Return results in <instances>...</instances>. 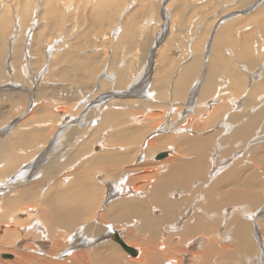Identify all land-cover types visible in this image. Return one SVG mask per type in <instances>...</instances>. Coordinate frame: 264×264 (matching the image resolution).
I'll return each mask as SVG.
<instances>
[{"label":"rangeland","instance_id":"1","mask_svg":"<svg viewBox=\"0 0 264 264\" xmlns=\"http://www.w3.org/2000/svg\"><path fill=\"white\" fill-rule=\"evenodd\" d=\"M50 1L52 3H50ZM163 11L166 12V20L163 17ZM108 31L111 32L108 34L109 37L101 42L98 37L100 35H107L106 32ZM159 32H164V35H168V38L159 42V39L163 34H160ZM219 32H221V35L219 34ZM244 35L246 36L245 38ZM257 36L260 38V40ZM245 39L246 41L248 40V42L250 40V42H246ZM215 40H219L221 42V59H224V64L226 65L227 63H230L231 65L229 64V66L232 67L228 68L227 64L224 68L218 69L216 72V75L223 74V76L225 75L224 77H229L230 85H228V83L226 82H223V79H220L218 84L220 87H222L221 89L224 90L228 89V85L230 91H232V93L234 94H237L239 93V90L241 91V89L243 88L241 87L238 90L235 84L231 83V80H233L231 77H233L234 74L239 76V78H241L239 82L241 83L240 86L246 84V81H249V79L246 78L245 75L239 74L241 72L236 71L235 66H233L234 64H248L249 62L247 61H250L249 65L251 67H255L256 65L257 69H263L264 0H0V70H2L0 72V151L5 150V148L7 147L9 148V146L11 151H14V149L18 150L21 147L32 148L33 145L34 147H36V151L34 150L32 152H36L35 154H37L36 156H38L40 150L43 149L42 147L39 148L40 146L38 145L40 143L47 140L49 141L52 136L54 137L56 135V132L61 129H67L74 123H77V125L82 126L80 127V129L86 130L87 135L89 134L87 137L84 136L85 138L83 137L79 142L75 143L70 149H68V152L71 151L67 154L69 159H66L64 161L63 158H61L62 160L60 162L62 164L58 162L57 169L55 168L54 171L56 173V176L54 175L55 173L53 174V172L52 174H50L51 176L53 175L56 179L54 177L51 178L49 174L44 175L45 181L52 179L54 180V184L51 183V185L46 189V192L44 194H42L41 192V195L39 192L38 188H40L41 185L38 186L37 184H32L31 188L33 190L30 189L32 192V196L24 200L22 199L16 201V188L21 189L27 187V185L24 184L25 186H18L15 189H12L11 192H8L9 190H7V193L4 189H0V195L4 193L6 194L7 198H11L13 202L10 204L13 206V208L23 207L27 204L36 205V203L38 202H42L39 205V208H45V199L51 198L53 194L58 193V191H60L61 189H66L69 184H76L74 179H70L68 185L64 186L63 184H61L59 174L61 173L62 175L64 171H66L64 170L65 162H73L78 157L83 156L84 153L86 154V152L89 151V148L93 146V142L97 139H102L105 142L110 141L109 145H112V147H115L116 145V147L118 148L114 150V153L112 149H109L110 146L107 145V150L104 149L105 151L103 150L101 153L92 156H99V158H104L105 155H109L111 157V160L103 163L98 161L93 163L92 161H90V158L92 157H88L87 159L82 160L80 163H78L77 168L76 166L74 167V170H76L77 174L79 170L80 173H86L85 175L87 176H85L84 178L85 180H87L86 185L87 183H94V185L90 187L91 191H89L91 193V198L96 203L94 205L96 207V210L100 205L103 191L106 190L104 186L102 187L101 183L99 185L96 179V174L101 173L114 178L115 176L117 177V175H119L118 172L120 168L124 167L130 169L132 166L129 164V162H131V160L134 158L135 153L137 156H139L138 154L140 152V149H142L141 146H143V148L145 146L147 147H145V149L149 153V155L154 150L156 151V155L159 152H164V150H167L169 155L170 148L168 147L167 149H165L164 143H170V141L172 140L171 143L175 142L176 144H178L176 146L173 145L174 148H177L176 152L174 153V156H181V158L185 160L194 155V149L188 150L186 146L187 143L182 141H187V139L190 137H197V139L199 138L200 142L204 141V145L201 147V149L204 150L203 148L205 147L206 149L204 151H206V153L210 152L215 141L213 137L216 134L215 132L217 131H213L215 133L213 134V132L209 130L205 132V136V133L202 134V130L198 131V128L196 126H200V124L203 125L204 123L205 125L208 124V122L211 120V115L221 114L225 111H222V109H224L225 106L227 107V105L228 108L225 114H227L228 110L231 109L236 112L241 107H235L234 105H236L237 103L233 104L232 100L226 101L227 105H225L224 103H221V100L222 98H224V95L226 96V94H222L221 96L217 95L215 98H211L213 100L215 99V102L211 103V105L213 107L214 105L219 104L218 106H220L219 109L221 110H219V112L217 113H212L210 116H208V114H210V111L213 108L211 107V105L205 106L202 103H198L199 101L197 98H191V95L189 96V93H191L192 89L191 86L190 88H188V91L187 88H185L188 86H185L183 88L182 95L178 96L170 90L174 91L175 89L174 86L171 87V84L174 81L173 78H175L176 72L178 71V69H180L178 67H181L184 64H189L188 60L192 57L193 54H198V58L200 57L201 61L204 58L205 64H207V62L214 57L211 52H213L212 49L214 42H216ZM157 45L161 46L160 49L162 48L161 50L158 48L159 52L157 58H159L160 55L162 57L163 64L162 62L160 64L159 70L161 71L157 70L154 74L152 72L153 83L150 86L149 90V92L155 91V93H157L154 96L156 101L151 103L141 101V99L143 98L142 94L145 93H143L144 90L142 92L140 91L139 96L133 95L136 98L132 97V99H127L128 97H121V95L123 94L129 95L130 90L128 89L129 87H131V83H135L133 81H136L134 80L136 79L134 78V74L136 73L135 76H137L138 70L142 67L145 61L146 54L148 53V58L150 52L152 53V51L155 52L157 50L155 49ZM227 46L229 49L227 48ZM248 48L253 49L249 50ZM172 50H178L181 54L182 60L172 55ZM145 51L149 52L146 53ZM246 52H248V55L250 54V57H245L244 53ZM198 58L197 60H200ZM121 77H124L125 80L123 78L124 81H119V79H122ZM116 78L118 81L115 80ZM140 79H138L135 84H137ZM114 80L118 83L116 82V84H114ZM224 81L226 80L224 79ZM256 81L258 80L256 79L255 81H251L250 84L248 82V87H250L251 84L254 83L255 88L258 87V91H263L264 82L262 83L260 81ZM148 82L151 83V80ZM124 85L126 90L122 91ZM138 86H140L139 83ZM158 89L160 92H157ZM163 90L165 92H162ZM113 91L114 93H112ZM255 91L254 93L251 92V100H248L249 95H247L246 97L245 95L240 97L245 99V101L248 103H246L245 106H249V102H251V104H253L254 102L257 103L255 99V94L257 95V93L259 92L257 90ZM109 93H112V95L114 96L110 94L109 96L105 97V94L108 95ZM164 93L167 94L165 95ZM197 93L199 92L196 91L195 94ZM203 97H206V95H201L200 93L199 98L202 99ZM109 99L113 100L112 103H114L115 106L105 109L103 103H107V100ZM208 99L209 98H206L205 100ZM163 100L165 102H163ZM84 101H89V103L91 102L93 104H90V106H88L89 111L88 108L84 109L85 107L82 109L83 104L81 103H83ZM209 102L212 101L209 99ZM195 104H198V107H200H196L195 109H193L195 106H197ZM121 105L123 106V108ZM143 105L146 106L143 107ZM148 106L150 107V109ZM96 107L98 109H95ZM187 108H189V110H187ZM117 109L118 111H116ZM100 111H103L101 119H99L100 117L97 118V116H100L97 115V112ZM146 111H149L151 113H148ZM196 111L198 113L202 111V113L198 114ZM206 112L207 114H205ZM113 113L116 115L117 118L114 117L113 119H111L110 116ZM159 113H161V115ZM196 113L198 116L196 115ZM130 114H132L131 116H136L137 114H139L137 115V117L142 116L144 122L143 124H141L138 132L130 134V139L128 138L127 140L130 142V148H127L126 150H121L120 147H125L124 144L127 141H125L124 138L119 139L120 136H118L117 132L120 129L122 130V127L123 129H131L135 125V123H132L133 119L130 120ZM34 116L36 118H34ZM69 116L72 117L70 118ZM88 116L91 117L88 118ZM93 116H96V119L94 123L91 122L90 128L86 127L84 123L81 125L80 119H82V117L84 121L85 118L89 121ZM188 116H190L191 120L188 121L190 122L189 125L187 122H183L184 124L180 122V129H173L170 132L162 130V128L158 130V127L155 129L156 131L152 129L158 126V124L162 125L170 121L176 122V120H184ZM145 117L147 120H150H148L147 122ZM27 118L28 120H26ZM221 119H218L219 122ZM25 120L28 121L29 124H27L28 122H26L25 124ZM43 120L45 125L43 122V124L41 123V121ZM71 120L73 123L71 122ZM114 120L117 121V124ZM125 121H130L131 125L130 123L129 125H126ZM219 122H217V124H219ZM263 122L264 119H262L261 123L259 124V127L255 130L256 132L259 133L261 130L264 131ZM30 124H32V126H30ZM39 125H44L46 126V128H40ZM103 125L104 127L100 128ZM185 125L187 126L185 127ZM120 126L122 127L120 128ZM217 127L218 129L221 128L220 125ZM115 128H118V130ZM33 130H35V133ZM263 131L259 134L263 135ZM25 133L29 134L30 140L28 145L23 144L24 140L22 136L26 135ZM190 133L192 136L190 135ZM80 134L81 132L76 136L73 135L75 136L73 140L76 139V137ZM158 134L159 137L157 136ZM16 135L17 138H21L17 139ZM216 135L214 138H216ZM105 136L107 137V139ZM167 136L171 140L167 138ZM227 136L230 137V135ZM161 137H164V139H162ZM218 138H220V136ZM146 139L153 140L152 145L147 146L146 142L144 143V140L146 141ZM73 140H69V142H73ZM158 140L161 141L157 142ZM221 140H223L222 143L224 144V149L221 148V151L223 152H221L220 154L223 155V157L228 156L230 153V149L232 148L231 146L235 147V143L227 142V137L222 138ZM65 142H62L63 149H65L66 147ZM138 146L140 147L139 149ZM228 146H230L231 148ZM180 148L183 151H179L178 149ZM137 149L139 150V152ZM233 149L234 148H232V150ZM250 150L251 148L245 155V160H248L251 157ZM179 152H181L180 155ZM241 152L242 151H240V153ZM125 153L126 155L128 154V156L125 155L124 157L123 154ZM155 154L153 157L154 160L159 161L164 158L163 157L161 159H155ZM119 156H122L121 158H123V160H121ZM212 157L213 155H211L209 159H212ZM28 158L24 157L22 159L26 161V159L28 160ZM117 159L121 160V162L117 161ZM6 160L7 156L1 157L0 152V161L7 162ZM150 162L152 161L150 160ZM261 162L262 161L258 163L259 167L264 168V162L263 164ZM26 164H23L22 166ZM41 165L43 166V164ZM148 165L151 168L155 167L152 163H148ZM12 167H10L9 164H6L5 166L3 165V163L0 164V176H2L0 178L6 177L7 174H10L11 169L14 170L16 168L15 165H13ZM147 182L148 181H146V183ZM261 184L262 185L260 187H264L263 183ZM172 187L188 189L184 185H172ZM75 189L71 188L73 192L76 191ZM139 191L141 192L142 189ZM13 194L15 195L13 196ZM38 194L40 195L38 196ZM94 194L95 197L93 196ZM5 198L0 199V201L3 200L1 206L2 208L4 207V209L7 208L6 205L3 204L7 200L6 198V200L4 201ZM191 198V196H187L180 199V204L182 206H188ZM99 209H101V206L99 207ZM173 219L176 221V223L180 221L179 218H177L176 216L173 217ZM182 219L184 220V218ZM261 222H264V220ZM1 223H4L3 217L0 218V224ZM2 224L0 225V255L6 253L12 254L11 251H14L12 250L14 249V247L12 245L11 247L9 243L4 242V240L7 236V238H14L15 236H17V232H15L16 230L14 232H11L10 229H7L10 234L8 233V231L4 232L1 229ZM72 228L73 226H71V228L69 227L70 230H72ZM21 231L22 230L19 229V232ZM129 231H131L132 235H135H133L132 237L135 239V243L133 244L134 248L135 245L136 247L141 248L142 245L145 246L147 244L145 240L146 238H144L146 237V233H141V230L137 231L132 227H130ZM13 234L14 237L12 236ZM80 237H83V235L81 234ZM27 238V236L23 237V241H19L18 239L14 238L15 240L12 244L17 246L15 248L20 249L21 247L22 250V246L20 245L27 241ZM96 240L97 238L92 240L90 244L82 243L81 245H79L77 244L78 242L76 238H74L72 246H76V248L81 250H91L94 246L96 247L99 245V241L96 242ZM90 245L91 247H93L90 248ZM116 248L117 249L114 250V254L116 253L115 256L116 259H118V263L120 262L119 260H121L125 262L124 264H137L134 261L127 262L129 261V259L135 257H130L125 252H123L121 248ZM106 250L102 251L104 256H106L108 253V249ZM188 250L193 251L194 249L188 248ZM24 251L29 252L28 249H25ZM154 251L153 254L157 253L156 255H160L161 251L158 250L157 247ZM119 256H121V259ZM63 258L65 260L68 257L64 256ZM182 259L180 264L187 263H183L185 259L183 257ZM0 260L1 264H9L10 260L12 261V263L10 264H13L14 255L12 254V258L10 259H4L0 256ZM212 260L215 261H211V264L212 262L213 264H228V262H224L218 257ZM54 262H58V260H54ZM139 264L146 263L142 262Z\"/></svg>","mask_w":264,"mask_h":264},{"label":"bare ground","instance_id":"2","mask_svg":"<svg viewBox=\"0 0 264 264\" xmlns=\"http://www.w3.org/2000/svg\"><path fill=\"white\" fill-rule=\"evenodd\" d=\"M50 3L52 2L50 1ZM163 17L165 20L167 19L165 11H163ZM106 33L107 35L105 36L100 35L98 37L101 40V42L104 39L106 40V38L109 37L108 34L111 32L108 31ZM159 33L160 34L163 33L161 37L159 35L160 39L157 38L159 39V42L162 40H166L168 38V35L165 36L164 32H159ZM220 33L221 32H219V34ZM245 37L246 36L244 35V38ZM258 39L260 40L259 37ZM215 41L216 42H214L212 49L213 52H211V54L214 55V57L211 58L212 61L209 60L207 64H205L204 58L201 61L200 57L198 58V54L196 53L193 54L192 57L189 58L188 60L189 64H184L183 66L178 67L180 69H178V71L176 72L175 78H173L174 81L173 80H172L173 82L171 81L172 82L171 87L174 86L175 89L174 91L170 90L171 92H173L178 96V95H182L183 88L185 86H188L185 87L187 88V91L188 88H190L191 86L192 89H191V93H189V96L191 95L190 97L193 99L197 98L199 101L198 103H202L205 106L211 105V103L215 102V99L213 100L211 98H215L217 95L221 96L222 94H226V96L224 95V98H222L221 103L227 105L226 101L232 100L233 104L237 103L236 105H234L235 107L238 108L241 107L236 112H234V110L232 109H231L232 111L228 110L227 112L228 115H227L225 114L228 108L227 105V107L225 106V108L222 109V111L225 110L224 112H222L219 115H216L212 113L219 112V110H221L219 109L220 106H218L219 104L214 105L213 107L211 105L213 109L210 111V114H208V116L212 114L211 120L206 125L205 123L203 125L200 124V126L202 127L196 126L198 128L197 129L198 131L202 130V134H204L209 130L212 132L217 131L215 132L217 135L213 132V134L216 135V138H214L215 137L214 135L213 139H215V141L211 151L206 153V151H204L206 149L205 147L203 148L204 150H202L201 147L204 145V141L200 142L199 138L197 139V137H190L191 133L189 135L190 138H188L187 141H182V142L187 143L186 146L188 150L194 149L195 152L193 151L194 155L191 156L190 158H187L185 156L187 158L185 160L181 158V156L179 157L174 156V153L176 152L177 148L176 147L174 148L173 145L176 146L178 144H176L175 142L171 143L172 140L168 136L167 138H169L171 141L170 143L165 142L164 147L165 149H167L168 147L170 148L169 149L170 151L168 150L169 155L167 150L166 151L164 150V152H159L161 154L164 153L162 156L161 154L158 155L159 153L156 155L155 150L149 155V153L145 149L146 146L144 148L143 146H141L143 150L140 149V152L138 150L140 147L138 146L137 150L139 152L138 154L139 156H137L135 153L134 155L135 160L133 158L131 162H129V164L132 166L131 168L129 167L130 169L124 167L120 168L118 172L119 175H117V177L115 176L114 178L101 173L96 174L97 175L96 179L99 185L101 183L102 187L104 186L106 189L103 191L102 199L100 201L99 207L101 206V209H99L98 207V209L96 210V207L94 206L96 203L91 198V193H90L91 191L90 187H92L94 183L93 184L87 183L86 185L87 180L84 179L85 176H87L85 175L86 173H80L79 170L77 174L76 170H74L75 166L77 168L78 163H80L82 160L87 159L88 157H92L90 158V161H92L93 163L96 161L103 163L111 160V157L109 155H105L104 158L103 157L99 158V156H92L101 153L104 149L107 150L106 146L109 145L110 143V141L105 142L102 139L99 140L96 138L97 140L93 142V146H92L94 150L91 147L89 148V151L86 152V154L84 153L83 156L78 157L75 161L65 162L64 170L66 171H64L62 175L61 173L59 174L60 182L65 186L68 185L70 179H74L76 184L75 185L69 184L66 189L64 190L61 189L60 191H58V193L53 194L51 198L47 197L48 199H45L46 201L44 202L45 208L42 209L39 208V205L42 202H38L36 203V205L27 204L25 206L22 205L23 207L13 208V206L10 204L13 202V200L11 198L10 199L7 198L6 194L4 193L0 195V199L5 197L7 198V200L6 198L4 199V201L5 200L6 201L5 203H3L7 207L5 209L4 207L2 208L1 206L3 200L0 201V212H1L0 218L3 217L4 220V223L3 224L1 223L2 224L1 229L4 232H7L8 231L7 229H10L11 232L12 231L14 232L16 230L15 232H17V236L14 237V234L12 236L18 239L19 241L20 240L23 241V237L26 236L28 237L27 241H25L22 245H20L22 246V250H21V247L20 249L15 248L17 246L12 244L15 239L11 237L7 238L8 236L6 235L7 237L4 240V242H7L9 243L10 246L12 245L14 247V249H12L14 251H11L12 254L14 255L13 264H124L125 262L121 260H119L120 262L118 263V259H116L115 256L116 253L114 254L115 252L114 250L117 249L116 247L122 249L119 243H117V241L114 240V234H117L121 240H123L126 244L130 245L132 248H134L133 244L135 243V239L132 238L134 234L132 235L131 231H129L130 227L134 228L137 231L141 230V233H146V237L144 238H146L145 240L147 244L145 246L142 245L141 248H138L135 245L134 249L136 250V254H130L122 249V251L125 252L128 256L135 257L129 259V261L127 262L134 261L137 264L142 262L146 264H180V262L183 260L182 259L183 257L185 259L183 263L187 262L185 264H211L210 263L211 261H215L212 259L214 258L216 259V257H218L222 259L224 262H228V264H264V222H261L264 220V187L263 186L262 188L260 187L262 185L261 183H263L264 185V168L259 167L258 164L260 161H262L261 162L262 164L264 162V140H263L264 134L263 135L259 134L260 132L262 133L263 130H261L259 133L255 131L259 127V124L261 123L262 119H264V89L263 91L260 90L261 92L258 91V87L255 88L254 83H252L251 86L248 87V82L250 84L251 81H255L256 79L262 83L264 82V76H263L264 65H263V69L262 68L257 69L256 65L255 67L254 66L251 67L249 65L250 61H247L249 62L248 64H237V63L234 64L233 66H235L236 71L241 72L239 74L245 75V77L249 79V81H246V84L240 86L241 83L239 82L241 78H239V76L234 74L233 77H231L233 79L231 80L232 81L231 83L235 84L238 90L241 87L243 88L241 89V91L239 90V93L234 94L232 93V91H230V88L228 86L230 85L229 77L226 78L224 77L225 75L223 76V74L216 75L217 70L224 68L228 63L225 65L224 59H221V50H220L221 42L219 40H215ZM246 42H248V40ZM160 47H161L160 45L159 46L157 45V47L155 48L157 50L155 52L152 51V53L150 52L148 58H147L148 56L147 52L149 51L147 52L145 51L147 53L145 57V61L142 67L138 70L137 76H135L136 73L134 74V78H136L134 80L138 81V79L141 78L140 81L138 82L140 86H138V83L135 84L136 81H133L135 83H131L132 85L130 84L131 87H129L128 89L130 90L129 95L123 94L121 95V97L123 98L128 97L127 99H132V97L136 95L139 96L140 91L142 92L144 90L143 93L144 92L145 93L142 94L143 98L141 99V101L146 103H151L156 101L154 96L157 93H155V91L149 92V90H150V86L153 83L152 72L154 74L157 70L160 69L161 62L163 64L162 57L159 55V58H157L159 52L158 48L160 49ZM248 49L250 50L253 48H248ZM244 54L245 57H250L249 56L250 54L248 55V52ZM172 55L182 60L181 54L178 50L176 51L172 50ZM197 58L200 60H197ZM229 64H228V68L229 67L232 68L231 66H229ZM1 71L2 70H0V72ZM123 78L119 79V81L120 80L124 81L125 78L124 80ZM220 79L221 80L223 79V82L228 83L227 85L228 89L225 90L221 89L222 87H220L218 84ZM224 79L226 81H224ZM115 80H117V78ZM115 80H114V84H116V82L118 81L117 80L115 82ZM150 80L151 83L148 82ZM123 90H126L125 85L122 91ZM255 90L259 92L257 93V95L255 94V99L257 103L254 102L253 104H251V102H249L250 103L249 106H245L247 102L245 101V99L240 97L244 95L246 97L247 95H249L248 100H251L252 97L251 92L254 93ZM196 91H198L199 93L195 94ZM157 92H160L159 89ZM162 92L165 91L163 90ZM112 93H114V91ZM112 93H109L108 95L105 94V97L109 96L110 94L112 95ZM200 93L201 95H206V97L200 99L199 98ZM164 94L166 95L167 93ZM206 98H209L212 102H209V99L205 100ZM84 102L81 103L83 104L82 109L85 107L84 109L88 108L89 111L88 106H90V104L91 105L93 104L91 102L89 103V101L88 102L84 101ZM112 102L113 100L111 99L107 100V103H103L104 108L108 109L112 106H115V104ZM163 102L165 101L163 100ZM195 105L197 106L194 107L193 105L194 107L193 109L198 107V104ZM145 106L146 105H143V107ZM95 109L98 108L96 107ZM187 110H189V108H187ZM116 111H118V109ZM102 112L101 111L97 112V115H100L97 116V118L100 117L99 119H101ZM146 112L151 113L149 111ZM201 113L202 111L199 112L198 114ZM159 114L161 115V113ZM205 114H207V112ZM131 115L132 114H130L129 116ZM137 115L130 117V120L133 119L132 123H135V125L131 129L129 128L123 129V127L120 126V128L122 127V130L120 129L117 132L118 136H120L119 139L124 138V140L127 141L128 138L130 139V134H134L138 132L141 124H143L144 121L142 116L137 117ZM83 117L82 119H80L81 125L84 123V125H86V127L89 128L91 126V122L94 123L96 119L95 118L96 116L95 117L93 116L89 121L86 118L84 121ZM89 117L91 116H88V118ZM110 117L111 119H113L114 117H116V115L113 113ZM34 118L36 117L34 116ZM218 119H221L220 122ZM26 120H28V118ZM26 120H25V124L26 122H28ZM114 121L117 124V121L116 120ZM188 121H191L190 116L186 117L184 120H176V122L170 121L162 125H159L157 123L158 126L152 129L155 130L158 127V130L162 128V130H166L167 132L168 131L170 132L173 129H180V124H181L180 122L182 123L187 122L189 125L190 122ZM42 122L44 123V120L41 121V123ZM217 122H219V124H217ZM129 123L130 121L128 122L125 121L126 125H129ZM27 124H29V122ZM44 125L43 126L39 125V126L40 128L41 127L46 128L47 124L46 126ZM219 125L221 128L218 129L217 126ZM30 126H32V124H30ZM186 126L187 125H185V127ZM80 127L82 126H79L77 125V123H74L72 124V126H69L67 129H64L65 131L61 129L58 132H56V135L54 137L52 136V138L49 141L47 140L40 143L38 146H40L39 148L42 147L43 149L40 150L38 156H36L37 155L35 154L36 152H32L36 148L33 145L32 148L21 147L18 150L14 149V151L13 150L11 151L10 146L8 145L9 148L7 147L5 148V150H1L0 151L1 157L7 156V160H6L7 162L4 161L3 162L0 161V162H2L4 166L6 164H9L10 167L15 165L16 168L14 170L11 169L10 174H7L6 177L0 178V186H1L0 189L1 190L4 189L7 193V190H9L8 192H11L12 189H15L18 186L24 184L27 185V187L25 188H21V189L16 188L17 189L16 192L17 196H15L17 199L16 201L22 199L24 200L32 196V192H31V190H33L31 188L32 184L34 185L37 184L38 186L41 185L40 188L38 189L40 194L41 192L42 194H44L46 192V189L51 185V183L54 184L53 179L45 181L44 175L45 174L50 175L52 174V172L54 174L55 168L57 169L58 162L62 160L61 158H63L64 161L66 159H69L67 154L71 151L68 152V149H70L75 143L79 142L84 136L87 137L89 135V134L87 135L86 130L80 129ZM103 127L104 125L100 128ZM115 129L118 130V128ZM33 131L35 133V130ZM80 132L81 134L77 136L76 139L73 140V138L76 135H78ZM25 134L26 135L22 136L24 140L23 144L28 145L30 140L29 134L28 133ZM227 135H230V137H228ZM157 136L159 137V134ZM217 136L218 137L220 136V138H218ZM226 137L228 140L227 142L235 143L234 144L235 147L231 146L235 150L234 149L232 150V148L228 146L231 148L230 153L228 156L223 157V155H221L220 153L223 152L221 151V148L224 149L223 147L224 144L222 143V141L225 139L223 140L221 139ZM20 138L21 137L17 139ZM161 138L164 139V137ZM69 140H73V142H69ZM159 141L161 140H158L157 142ZM62 142H65L66 144V147L64 146L65 149L62 148L63 147ZM145 142L146 145L149 146L152 145L153 140L146 139V141L144 140V143ZM109 146H110L109 149H112L113 152L115 149L118 148L116 147V145L115 147H112V145ZM124 146L125 147H120L121 150H126L127 148H130V142L129 141L125 142ZM250 148H251L250 150L251 157L248 160H245L246 157L245 155L247 154ZM180 149L178 150L183 151L182 149L181 150ZM240 151L242 152L240 153ZM180 153L181 152H179V155ZM154 154L156 155L155 159H161L163 157L164 158L159 161L154 160L153 159ZM123 155L125 157L126 153ZM211 155H213V157L212 159H209ZM126 156H128V154ZM24 157L26 158L29 157V158L28 160L26 159V161H24L22 159ZM121 160H123V158H121ZM121 160L117 159V161L120 162ZM150 160L152 162H150ZM148 163H152L153 166L155 167L152 168L149 167ZM23 164L26 165L22 166ZM41 164H43V166ZM54 175L56 176V173ZM52 177L54 176L52 175L51 178ZM146 181L148 182L146 183ZM172 185H184L188 189H183L178 187L173 188ZM71 188H74L76 191L74 190L75 192H73L72 191L73 189L71 190ZM55 189H56V185H55ZM141 189L142 191L140 192L139 190ZM40 194H38V196ZM14 195L15 194H13V196ZM93 196L95 197V194ZM187 196L192 197L190 203L188 206H182L180 204V199ZM173 215L179 218L180 221L178 223H176V221L173 219V217H175ZM182 218H184V220ZM71 226H73L72 230L69 229V227L71 228ZM17 228L21 229L22 230L21 232L23 233L19 232V229ZM81 234L83 235V237H80ZM74 238H76L78 242L77 244L79 245H81L82 243L90 244L92 240L97 238L96 242L99 241L98 242L99 245L96 247L94 246L95 248L93 246L92 248L90 245V248H92L91 250L88 249L81 250L76 248V246L74 247L72 246V243L74 242L73 241ZM156 247L158 248V250L161 251L160 255H156L157 253L153 254L155 252L154 250H156ZM23 248L28 249L29 252L24 251L25 249ZM188 248L194 250L189 251ZM106 249H108V253L106 256H104L102 251ZM12 254H10V256L8 257L3 256L4 254H1L0 256L1 258L4 259H10L12 258ZM64 256H67L68 258L64 260L63 258ZM119 257L121 259V256ZM54 260H58V262H54ZM125 260H126V255H125ZM10 263H12L11 260Z\"/></svg>","mask_w":264,"mask_h":264},{"label":"water","instance_id":"3","mask_svg":"<svg viewBox=\"0 0 264 264\" xmlns=\"http://www.w3.org/2000/svg\"><path fill=\"white\" fill-rule=\"evenodd\" d=\"M161 153H159L158 155H160ZM164 153L161 154V156ZM114 240L117 241V243H119V245L122 247V249L130 254H136V250L134 248H132L130 245L126 244L123 240H121L117 234H114ZM3 256L8 257L10 256V254H4Z\"/></svg>","mask_w":264,"mask_h":264}]
</instances>
